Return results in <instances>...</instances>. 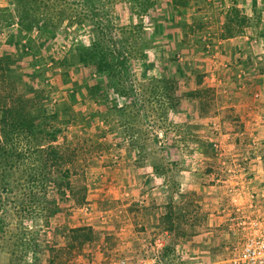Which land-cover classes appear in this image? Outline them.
<instances>
[{
	"label": "rangeland",
	"instance_id": "374dc122",
	"mask_svg": "<svg viewBox=\"0 0 264 264\" xmlns=\"http://www.w3.org/2000/svg\"><path fill=\"white\" fill-rule=\"evenodd\" d=\"M250 3L251 17L264 25V0ZM185 6L186 0H0V57L11 54L18 61L23 55L12 67L21 73L20 80L0 68V104L12 110L8 116L14 115L13 121L20 119L23 106L29 117L42 104L47 112L41 116L42 133H0V264H234L247 237H238L231 249L222 251L228 237L221 231L214 236L219 237L218 247L205 236L202 251L195 250V206L190 200L183 210L172 199L170 241L159 230L155 239L143 242L142 251H94L119 247L117 235L103 239L93 229L76 238L65 223L66 200L73 195L77 204L92 207L90 194L98 177L91 176L113 166L123 149L152 153L156 168L170 148L172 183L179 175L209 182L205 158L201 169L194 168L197 151L207 154L208 145L191 139L194 113L187 119L182 110L193 90L179 74L194 71L181 67V40L191 30ZM99 41L129 58L125 72L104 84L103 90L110 89L104 92L108 97L86 91L87 83L103 76L78 58L79 48ZM211 46L205 45L204 54ZM261 51L264 56V47ZM170 86L175 90L168 94ZM79 88L84 90L81 95ZM116 88H124L122 95ZM200 93L207 114L214 106L213 91L206 87ZM103 101L119 103L123 115L103 109ZM168 131L171 140L164 144L162 136ZM179 133L186 142H179ZM178 153L186 154V172L181 174ZM156 173L162 178V171ZM100 199L104 212L120 205L117 198ZM206 210L199 215L202 235L210 228Z\"/></svg>",
	"mask_w": 264,
	"mask_h": 264
},
{
	"label": "crops",
	"instance_id": "0c3cea01",
	"mask_svg": "<svg viewBox=\"0 0 264 264\" xmlns=\"http://www.w3.org/2000/svg\"><path fill=\"white\" fill-rule=\"evenodd\" d=\"M250 2L186 0L185 15L191 30L181 40V67H194V71L191 74L185 69L179 74L191 85L188 90H193L182 110L187 119L194 113L195 133L191 139L208 145L207 154L197 151L194 168L201 169L205 158V181L209 182L198 177L187 181V177L179 175L172 183L168 174L170 148L161 158L162 178L150 161L152 153L123 149L113 166L94 171L91 176L98 177L94 193L90 194L94 195L92 207L77 204L73 195L65 203L68 230L89 226L103 239L117 235L119 247L109 249L106 245L94 251H142L143 242L155 239L159 230L163 239L170 241L172 199L183 204V210L187 200L195 206V250L202 251L205 236H209L211 246H216L219 237L214 236L221 231L228 237L223 240L222 251L231 249L238 237L246 238L255 232V227L264 232V25L251 17L254 8ZM241 17L243 20H239ZM210 43L211 49L204 54L205 45ZM206 87L214 96V106L207 114L200 93ZM170 133L164 132L162 143L170 142ZM178 138L179 142H186L185 134L179 133ZM175 158L179 159L180 174L186 172V163L182 162L186 154L178 153ZM100 196L111 201L117 198L120 205L104 212L99 207ZM204 210L209 212L210 228L202 235L203 218L199 215ZM110 216L115 218L109 219ZM182 216L186 217L185 213Z\"/></svg>",
	"mask_w": 264,
	"mask_h": 264
},
{
	"label": "trees",
	"instance_id": "16d2710c",
	"mask_svg": "<svg viewBox=\"0 0 264 264\" xmlns=\"http://www.w3.org/2000/svg\"><path fill=\"white\" fill-rule=\"evenodd\" d=\"M23 54V53H21ZM19 55V60L22 58ZM78 58L81 63L84 64L85 67H93L94 72L99 73L100 75L103 76V79L101 80H96L94 83H87L86 85V91L89 92V94H92L96 96L98 92L101 94L99 95H104L107 96L106 92H109L110 89L108 90H103L104 84L109 85L111 84L112 81L116 80L118 78V75L121 72H125L127 69V63H128V55L124 51H117L108 49V47H105L104 45L101 44V42H95L92 47H81L78 50ZM17 62V59H15L11 54H6L2 57H0V68L3 72L6 70L9 71V73L12 74H17L19 76V80L21 77V73H18L17 70H14L12 68L13 63ZM119 71V72H118ZM18 78V77H17ZM23 78V76H22ZM24 80V79H23ZM125 88V87H124ZM124 88H116V94L122 95L124 92ZM174 89L170 86L168 87V94H171V92H174ZM80 95L83 94L84 90L83 88H79ZM94 92V93H93ZM193 91H189L187 93L188 96H192ZM192 93V94H191ZM72 99L76 100L77 95L75 93L72 94ZM19 101H21V98H18ZM102 107L103 109L109 110V111H116L119 114L124 113V107L120 106L119 103L116 101L113 104L108 103L107 101H103ZM5 105L0 104V120H2V126L0 124V133L1 131L5 134H10V133H20L23 131H28L30 133H38V132H43L44 128L42 127V121H41V116L46 115V107L42 104L40 107H36V113L33 114V116L29 117L27 113H24L25 111V106L21 108V117L18 121H13V116L11 117L8 116V113H13L11 109H8V107ZM18 111V109H17ZM107 111H105L106 113ZM165 112V111H164ZM20 113V112H19ZM23 113V114H22ZM8 121L10 123H8ZM124 124V123H123ZM1 144V143H0ZM49 148L52 149L51 152H55L53 150V147L50 146ZM57 158V157H55ZM158 167V166H157ZM158 170H162L161 166L157 168ZM73 232L76 233V238L78 236H81L80 234L84 233L86 230L93 232L92 227L88 226H79V227H74ZM94 233V232H93ZM78 235V236H77ZM92 237V234L90 235V238ZM89 238V237H88ZM87 238V239H88Z\"/></svg>",
	"mask_w": 264,
	"mask_h": 264
},
{
	"label": "built area",
	"instance_id": "2783aa9c",
	"mask_svg": "<svg viewBox=\"0 0 264 264\" xmlns=\"http://www.w3.org/2000/svg\"><path fill=\"white\" fill-rule=\"evenodd\" d=\"M255 228L233 259L234 264H264V232Z\"/></svg>",
	"mask_w": 264,
	"mask_h": 264
}]
</instances>
